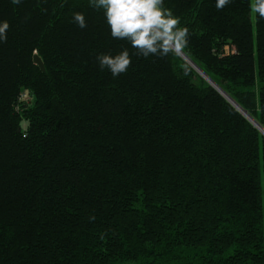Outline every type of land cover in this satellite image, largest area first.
I'll return each mask as SVG.
<instances>
[{
    "label": "trees",
    "instance_id": "obj_1",
    "mask_svg": "<svg viewBox=\"0 0 264 264\" xmlns=\"http://www.w3.org/2000/svg\"><path fill=\"white\" fill-rule=\"evenodd\" d=\"M215 3L164 7L264 129V19ZM2 21L0 264H264V136L183 58L138 55L89 0H0Z\"/></svg>",
    "mask_w": 264,
    "mask_h": 264
},
{
    "label": "clouds",
    "instance_id": "obj_2",
    "mask_svg": "<svg viewBox=\"0 0 264 264\" xmlns=\"http://www.w3.org/2000/svg\"><path fill=\"white\" fill-rule=\"evenodd\" d=\"M11 2L17 5L21 0ZM233 2L216 0L215 7L223 10ZM89 4L104 10L111 36L129 41L138 55L145 58L179 55L188 47L189 29L182 27L180 18L164 7V0H89ZM250 11L264 19V0H252ZM73 19L81 29L87 27L82 13H74ZM9 27L7 21L0 22V42H6ZM97 60L101 70L109 69L114 77L126 73L132 64L126 49L116 56L102 54Z\"/></svg>",
    "mask_w": 264,
    "mask_h": 264
},
{
    "label": "water",
    "instance_id": "obj_3",
    "mask_svg": "<svg viewBox=\"0 0 264 264\" xmlns=\"http://www.w3.org/2000/svg\"><path fill=\"white\" fill-rule=\"evenodd\" d=\"M179 56L181 58H183V60L188 63L201 77H203L213 88H215L217 91H219V93L225 97V99H227L242 115L243 113L247 115V113L245 111H243L242 109H240V107L237 106V104L230 98L228 97L199 67H197L188 57H186L183 53L179 54ZM33 62L35 65H37L41 71H44V66L42 61L40 60V58L38 56H35L33 59ZM260 133L264 136V133L262 131H260Z\"/></svg>",
    "mask_w": 264,
    "mask_h": 264
},
{
    "label": "rangeland",
    "instance_id": "obj_4",
    "mask_svg": "<svg viewBox=\"0 0 264 264\" xmlns=\"http://www.w3.org/2000/svg\"><path fill=\"white\" fill-rule=\"evenodd\" d=\"M251 2H252V0H251ZM227 50H228V49H227ZM183 54H184V53H183ZM184 55H185V54H184ZM197 67H198V66H197ZM203 79H204V78H203ZM219 91H220V90H219ZM219 91H218V92H219ZM226 100H227V99H226ZM227 101H228V100H227ZM228 102H229V101H228ZM229 103H230V102H229ZM230 104H231V103H230ZM231 105H232V104H231ZM232 106H233V105H232ZM237 106H238V105H237ZM233 107H234V106H233ZM234 108H235V107H234ZM235 109H236V108H235ZM240 109H241V108H240ZM236 110H237V109H236ZM237 111H238V110H237ZM243 111H244V110H243ZM238 112H239V111H238ZM239 113H240V112H239ZM240 114H241V113H240ZM241 115H242V114H241ZM242 116H243V117H244V118H245V119H246V120H247V121H248V122H249V123L255 128V129H257L259 132L262 131V132L264 133V129H263V128H262V127H261V126H260L255 120H254V119H253V120H254L256 123L253 122V120H251V118L249 119V117H250L249 115H248V116H249V117H248L246 114L243 113ZM259 127H260L261 129H260Z\"/></svg>",
    "mask_w": 264,
    "mask_h": 264
},
{
    "label": "built area",
    "instance_id": "obj_5",
    "mask_svg": "<svg viewBox=\"0 0 264 264\" xmlns=\"http://www.w3.org/2000/svg\"><path fill=\"white\" fill-rule=\"evenodd\" d=\"M27 98V93H23L19 96L18 102H22L23 100H25Z\"/></svg>",
    "mask_w": 264,
    "mask_h": 264
},
{
    "label": "bare ground",
    "instance_id": "obj_6",
    "mask_svg": "<svg viewBox=\"0 0 264 264\" xmlns=\"http://www.w3.org/2000/svg\"><path fill=\"white\" fill-rule=\"evenodd\" d=\"M239 107V106H238ZM248 116V115H247ZM249 117V116H248ZM249 119H250V117H249ZM252 120V119H251ZM253 122H255V121H253ZM256 123V122H255ZM260 128V127H259ZM261 129V128H260Z\"/></svg>",
    "mask_w": 264,
    "mask_h": 264
}]
</instances>
